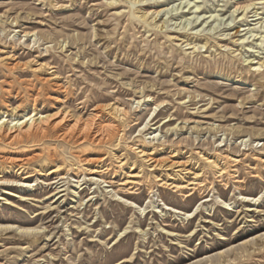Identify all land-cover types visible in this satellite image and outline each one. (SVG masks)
<instances>
[{
    "label": "rangeland",
    "instance_id": "1",
    "mask_svg": "<svg viewBox=\"0 0 264 264\" xmlns=\"http://www.w3.org/2000/svg\"><path fill=\"white\" fill-rule=\"evenodd\" d=\"M46 115L0 142V225L43 230L0 264H264V0H0V118Z\"/></svg>",
    "mask_w": 264,
    "mask_h": 264
},
{
    "label": "bare ground",
    "instance_id": "2",
    "mask_svg": "<svg viewBox=\"0 0 264 264\" xmlns=\"http://www.w3.org/2000/svg\"><path fill=\"white\" fill-rule=\"evenodd\" d=\"M258 3H261V2H258ZM188 5H190V3H188L187 4V6ZM253 6V7H252ZM199 7V6H198ZM197 7V8H198ZM252 7V8H251ZM258 9V7H256V3H251V4H249V5H246V6H243V7H239V8H236L235 9V12H239L238 14L239 15H241V19H243V18H246V16H247V14L248 13H253V16H255V15H259L260 13H258V11L257 10H255V9ZM169 12V11H168ZM159 14V13H158ZM238 17V16H237ZM256 19H259V18H256ZM188 21V20H187ZM190 21V20H189ZM189 24H191V22H188ZM180 24H181V22H180ZM179 24V25H180ZM189 24H185V27H187V25H189ZM262 25V24H261ZM245 39V38H244ZM199 46V45H198ZM203 48V47H202ZM197 50H198V48H197ZM199 51V50H198ZM258 68H262L263 67V64H260V65H258L257 66ZM52 68V67H51ZM43 83V82H42ZM54 83V82H53ZM57 83V82H56ZM45 85V84H44ZM49 85V84H48ZM59 85H61V84H59ZM51 86V85H50ZM55 86H56V84H55ZM38 92V91H37ZM43 92H45V91H43ZM37 95H38V93H37ZM37 95L35 94V96H34V101H36V98H37ZM66 97V96H65ZM150 100V99H149ZM34 106V105H33ZM101 107H103V106H101ZM96 108V107H95ZM116 108V107H115ZM97 109H98V107H97ZM100 110V109H99ZM120 110V109H119ZM124 110V109H123ZM126 110V109H125ZM117 111V110H116ZM115 111V112H116ZM100 112V111H99ZM119 112V111H118ZM117 112V113H118ZM127 112V111H126ZM65 113V112H64ZM67 113L68 112H66V114H62V116H63V119L65 118L64 116L65 115H67ZM125 113V112H124ZM124 113H122V114H124ZM158 113V112H157ZM116 114V113H115ZM119 114V113H118ZM94 115H97V113L96 114H94ZM99 115V114H98ZM105 115V114H104ZM120 115H121V112H120ZM125 115V114H124ZM155 115V114H154ZM154 115H152L153 116V119L151 118V120L149 121V123L151 122V121H153L154 120ZM30 117H32V116H30ZM43 117V116H42ZM45 117V116H44ZM49 117V116H48ZM105 117V116H104ZM121 117V116H120ZM156 117V116H155ZM28 118V117H27ZM49 119V118H48ZM47 119V115H46V117L45 118H34V119H32V118H28V119H25V120H22V121H20V120H18V122H16V123H14V125H5V122L4 121H2L1 120V118H0V142L3 140V139H5V138H11L12 140H17V139H20V138H32V137H36V136H38V135H46V133H47V131H49L48 129L50 128V124H49V120ZM51 120H52V118H50ZM79 119V118H78ZM91 119V118H90ZM65 120V119H64ZM93 120V119H92ZM102 120V119H101ZM100 120V121H101ZM105 120V119H104ZM166 120V119H165ZM60 121V120H59ZM63 121V120H62ZM79 121V120H78ZM85 121V120H84ZM99 121V122H100ZM52 122V121H51ZM55 122V121H54ZM59 123H61V121L60 122H58V124ZM96 123V122H95ZM103 123V122H102ZM102 123H98V124H96V131H95V133H94V136H98V139H97V141L99 140V141H102L103 140V137H104V131H106L105 129H107V128H104L105 126L102 124ZM109 123V122H108ZM148 123V124H149ZM51 124H53V123H51ZM57 124V123H56ZM85 124V123H84ZM83 124V125H84ZM55 125V124H54ZM60 125V124H59ZM59 125H58V127H59ZM76 125V124H75ZM78 125V124H77ZM98 125V126H97ZM106 125H108V124H106ZM93 126V122H86V124L80 129L79 128V130L80 131H82V133L84 132L85 133V137H83L84 139H86V138H89V130L91 129V127ZM110 126H112V124H110ZM109 126V127H110ZM108 127V126H107ZM113 127V126H112ZM147 127V125L144 127V128H146ZM51 128H52V126H51ZM73 128L75 129V127L74 126H72V128H69V130L70 129H72L73 130ZM77 129V128H76ZM113 129V128H112ZM68 130V131H69ZM110 130L111 129H109V132H110ZM51 131V130H50ZM68 131H66V133L68 132ZM71 131V130H70ZM113 132H114V130H113ZM69 133V132H68ZM78 133H80V132H78ZM106 133V132H105ZM51 134V133H50ZM60 134V133H59ZM58 134V135H59ZM110 134V133H109ZM57 135V134H56ZM62 137H64L65 136V133H62V134H60ZM59 135V136H60ZM80 135V134H79ZM108 137H109V135H108V132H107V134H106ZM111 135V134H110ZM114 135V134H113ZM67 136H68V134H67ZM69 136H71V135H69ZM81 136V135H80ZM84 136V135H83ZM112 136V135H111ZM158 136V134L156 133H154V135L153 136H151L153 139H155V137H157ZM43 137H45V136H43ZM61 137V138H62ZM65 138V137H64ZM63 138V139H64ZM67 138V137H66ZM71 138V137H70ZM81 138H82V136H81ZM92 138H93V136H92ZM110 138V137H109ZM83 139V140H84ZM95 139V138H94ZM93 139V140H94ZM105 139V138H104ZM27 140V139H26ZM56 140V139H55ZM76 140H78V139H76ZM82 140V141H83ZM79 141V140H78ZM106 141V140H105ZM21 142V141H20ZM81 142V141H80ZM140 151V150H139ZM141 151H142V149H141ZM140 154V153H139ZM145 154V153H144ZM145 155H147V154H145ZM31 159V158H30ZM28 162V161H27ZM14 166H18L20 169H23L24 170V163L23 162H21V163H16ZM60 168V167H59ZM55 171H57L56 169H54V170H51L50 172H48V175H50V174H52L53 172H55ZM93 172L94 173H98L99 175H100V178H96L95 180L96 181H100L101 183L103 182V183H105V182H108L107 181V179H105V175L103 176V172H102V170H98V169H95V170H93ZM80 172H79V170L77 171V173L76 174H79ZM92 173V172H91ZM18 175H20V174H18ZM222 175V174H221ZM3 176H1L0 175V184H2V185H14L13 183H14V181L11 183L10 181H6V180H3V178H2ZM64 178H66V176L65 175H61L60 176V181H61V179H64ZM22 179H25V177L24 178H22ZM60 181H52V182H50V184H53V185H55V188L57 189L58 187V189L56 190L57 192H56V194H58V193H60L61 191H63L64 189L62 188L63 187V185H62V183L60 182ZM127 181H129V180H127ZM131 182V181H130ZM16 183V182H15ZM138 183V182H137ZM125 184V183H124ZM22 185H23V183H22ZM25 185V184H24ZM122 185V184H121ZM166 185H170L171 187L170 188H177L178 189V186H176V185H172V184H168V182H166V181H164V180H161V182H160V186L162 187H164V186H166ZM60 186H61V188H60ZM136 186V185H135ZM179 187H181V186H179ZM131 188V187H130ZM137 191H134V190H132L131 192H130V194H132V193H136ZM240 199H242L243 201H246V202H256V201H258V199H256V198H252V197H250V196H245V195H242V196H240ZM122 201H124V202H126L127 204H129V205H131V206H133V207H138V205L135 203V202H133V201H131V200H127V199H122ZM219 201L222 203V205H223V207H230V204L227 202V201H224V200H222V199H219ZM164 204V206H165V209L166 210H169V211H172V212H174V213H178V214H185L187 217H191V216H193V214L194 213H192V212H189V213H184L182 210H180V209H177V208H175V207H173V206H171V205H168L167 203H163ZM199 207H200V205L195 209V210H198L199 209ZM141 209V208H140ZM144 210V209H143ZM0 229H6V230H10V231H15L17 234H20V235H31V234H39V233H42L43 232V230L42 229H40V228H32V227H19V226H16V225H12V224H5V225H0ZM168 233V235H175V233L174 232H167Z\"/></svg>",
    "mask_w": 264,
    "mask_h": 264
}]
</instances>
